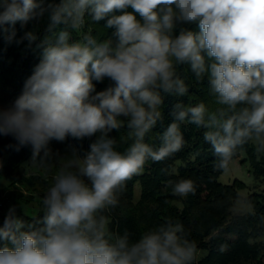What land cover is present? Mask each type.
I'll use <instances>...</instances> for the list:
<instances>
[{
  "label": "clouds",
  "instance_id": "obj_1",
  "mask_svg": "<svg viewBox=\"0 0 264 264\" xmlns=\"http://www.w3.org/2000/svg\"><path fill=\"white\" fill-rule=\"evenodd\" d=\"M45 11L50 27L64 29L54 41L45 37L23 93L0 109V135L31 145L34 160L52 139L99 135L83 157L40 162L45 178L51 174L42 215L26 224L9 209L0 264H194L196 246L178 223L168 219L132 239L112 232L105 213L149 160L183 149L184 123L205 129L218 170L228 171L246 145L264 155V0H60L48 9L38 0H0V26ZM86 13L95 22L110 17V38L85 31ZM74 32L80 38L69 42ZM24 38L37 39L32 32ZM185 65L196 81L207 79L216 107L176 102L153 147L145 137L162 119L164 94H188L177 71ZM105 79L109 86L96 91L93 81ZM125 122L133 142L122 153L108 133ZM169 184L179 197L195 192L191 179Z\"/></svg>",
  "mask_w": 264,
  "mask_h": 264
},
{
  "label": "trees",
  "instance_id": "obj_2",
  "mask_svg": "<svg viewBox=\"0 0 264 264\" xmlns=\"http://www.w3.org/2000/svg\"><path fill=\"white\" fill-rule=\"evenodd\" d=\"M38 2L41 7L48 9L50 4H58L60 0ZM108 18L95 22L86 13L85 31H90L100 41L110 38L114 29L106 28ZM50 23L49 12L45 11L42 16L27 23L17 21L14 25L6 23L0 26V109L12 107L23 93L25 82L42 59L46 47L43 44L45 37L54 41L64 29V25L50 27ZM13 32L15 35L9 39ZM28 32L35 34L37 39L29 43L24 38ZM79 38L74 32L69 42ZM177 71L188 86V94L183 97L164 94L162 119L145 137V141L153 147L160 146L161 134L173 120L171 110L176 102L182 101L186 105L203 102L210 110L216 107L209 94L206 78L196 81L186 65L180 66ZM93 83L98 92L110 84L107 79ZM129 131L125 122L119 129L108 133L110 138L116 139V149L122 153L133 142ZM181 131L185 140L181 151L161 162L149 160L142 174L125 183L119 193L117 206L105 213L110 230L121 235L128 232L132 239H136L142 232L171 219L174 224L181 225L185 237L195 244L194 264H264V191L254 190L243 197L240 191L247 188L244 182L234 179L228 184L221 183L219 177L224 171L215 168L216 157L203 137L205 129L184 123ZM98 135L82 139L68 136L59 148L73 146L84 156ZM45 151H52L51 143L37 156L39 162L45 157ZM4 155L3 174L8 177L10 173L21 172L22 164L33 156V150L31 145L20 146L18 142H9L8 136H3L0 141V161ZM236 159L241 164L248 163L253 180L264 184V155L258 156L251 145H246L232 161ZM179 179H191L195 192L186 197L174 195L169 181ZM238 200L246 202L251 209L234 213ZM16 216L27 224L39 215L16 213ZM3 222L0 221V224ZM4 243L0 239V247Z\"/></svg>",
  "mask_w": 264,
  "mask_h": 264
},
{
  "label": "rangeland",
  "instance_id": "obj_3",
  "mask_svg": "<svg viewBox=\"0 0 264 264\" xmlns=\"http://www.w3.org/2000/svg\"><path fill=\"white\" fill-rule=\"evenodd\" d=\"M3 136L0 135V141ZM8 137L9 142L10 140L18 142L13 136L8 135ZM49 143L52 144V151L42 159L43 162L56 164L61 159L71 158L74 152L83 157L73 146L59 148L62 141L52 139ZM5 158L6 155L0 161V221H5L9 209L13 207L17 214L40 216L42 214L41 200L51 184V174H48L46 179L45 170L41 167L39 158L36 157L34 160L32 156L22 164L20 173H10L8 177H5L3 174ZM234 179L246 184L247 188L240 191V195L243 197L246 196V193L254 190L264 191V184L256 183L251 177L248 163L241 164L239 159L232 161L228 171H224L219 177V181L224 184L231 183ZM137 195L138 190L136 191ZM250 209L246 202L238 200L234 206V213H244ZM0 225L3 227V224Z\"/></svg>",
  "mask_w": 264,
  "mask_h": 264
}]
</instances>
